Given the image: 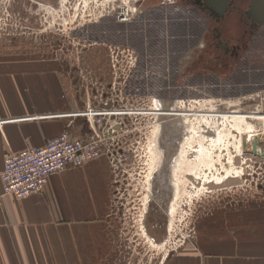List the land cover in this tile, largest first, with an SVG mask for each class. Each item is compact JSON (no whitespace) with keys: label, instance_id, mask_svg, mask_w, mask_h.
<instances>
[{"label":"rangeland","instance_id":"374dc122","mask_svg":"<svg viewBox=\"0 0 264 264\" xmlns=\"http://www.w3.org/2000/svg\"><path fill=\"white\" fill-rule=\"evenodd\" d=\"M158 1L148 11L142 0H0V117L28 120L44 111H67L66 126L81 130L83 123L89 130L84 113L99 111V104L112 99L118 102L112 111L123 114L112 150L96 166L59 172L67 173L62 188L71 191L73 211L69 215L63 199L45 202L54 219L47 228H70L72 238L62 241L64 247L58 238H46L55 241L57 257L50 264H163L184 251L222 252L224 239L239 241V234L247 233L236 228L240 224L258 223L264 232V180H245V159L240 158L241 137L248 138L256 125L236 112L264 89V74L241 70L221 80L191 77L179 96L182 102L173 108L181 105L185 120L179 149L167 166L160 165L154 99L159 104L165 85L175 78L178 56H184L185 64L193 48L203 44L206 24L189 10L175 12L171 20L153 9ZM126 5L131 20L117 22ZM116 45L132 48L140 57L124 85L111 84L129 73L126 66L111 72ZM263 98L259 96V114ZM248 106L257 113L254 102ZM173 131L164 130L162 144L167 145ZM182 147L185 162L176 193L172 169ZM8 197L0 194V206L10 205ZM83 235H88V248ZM96 243L104 261H85L97 255ZM79 248L93 249L70 262L80 258L75 255Z\"/></svg>","mask_w":264,"mask_h":264},{"label":"crops","instance_id":"0c3cea01","mask_svg":"<svg viewBox=\"0 0 264 264\" xmlns=\"http://www.w3.org/2000/svg\"><path fill=\"white\" fill-rule=\"evenodd\" d=\"M62 97L64 98L63 93ZM44 112L32 118L29 117L30 119L28 120L18 117H0V194L4 193L1 174L4 170L5 157L9 154L8 152H20L30 146H43L51 138L67 131L71 138L74 135V137L82 139L86 138L91 132V128L88 130L83 123L79 122L81 130H71V126H66L67 123H65L64 117L71 115L67 111L65 113ZM27 121H31V123L25 126L24 122ZM70 132L73 134L72 136ZM98 161L97 158L92 160V162H88L84 167L74 168L88 171L93 166H96ZM70 169L72 168L69 167L68 170ZM59 175L58 172L50 176L44 195H32L22 199L8 195L10 198L8 197L7 200H9L10 205L7 207L0 206V264L54 263L57 257L54 255L56 254L55 241L49 242L46 238L49 240L58 238L61 244L62 241L71 242L72 234L70 228H64V230L62 227L47 228L54 219L51 218L50 207L46 203L54 205L55 202L63 199L67 201L65 209L69 212V215L73 211L71 209V191L68 188L66 189V186L62 188L67 173L63 176ZM62 190L67 193L62 194ZM21 205L23 206L20 207ZM258 225V223L240 224L236 228L241 232L246 231L247 233H240L239 235H242L243 239L239 241L233 242L231 239H224L222 252L203 253L200 248L198 250L184 251L181 254L169 256L166 262L165 260L163 261V264H264V232H260L263 228ZM82 239H85L83 241L85 242L83 247H85L86 242L89 241L88 235H83ZM69 247L71 249L72 246L69 245ZM99 248V244L96 243L95 250L97 255L94 258H86L85 261H104L103 250H99ZM92 249L89 251L81 248H79L81 251L75 250V255L77 254L80 258L74 259V256L72 260L70 259V262L80 261L82 255L87 256L88 252H92ZM62 254L63 252L59 255L60 262L63 261Z\"/></svg>","mask_w":264,"mask_h":264},{"label":"flooded vegetation","instance_id":"af4514ba","mask_svg":"<svg viewBox=\"0 0 264 264\" xmlns=\"http://www.w3.org/2000/svg\"><path fill=\"white\" fill-rule=\"evenodd\" d=\"M155 1L142 0L141 5L150 6ZM145 9L142 8L143 11H146ZM153 9L165 12V16H169L171 20L177 11L189 10L193 16L206 24V31L202 37L203 44L193 48L192 56L188 57L185 64L183 63L184 56H178L179 67L172 76L175 78L170 79V86L165 85L163 91L165 95L159 97L160 107L171 106L170 108L173 109L180 100L179 96L184 86L194 75L210 76L221 80L231 78L233 74L241 70L264 74V0H159ZM150 10L152 6L148 8V11ZM117 22H119L118 19ZM259 93H264V89H258L256 94L254 93L256 98L259 97ZM257 100L256 103L261 101L259 98ZM156 102H158L157 99ZM249 115L243 113L241 116L247 121L246 116ZM182 127L183 123L179 124L176 118H171L164 123V127H161V130H174V134L169 136L167 145L160 144L159 146L163 151L160 153L161 167L162 163L165 165L166 160L171 161L174 153L177 152L174 150L179 149L181 134L176 133V130H181ZM249 161L250 164L255 165L256 169L251 172L244 171V179L262 180L264 178V158L253 157ZM235 162H237L236 165L240 164L238 158ZM158 176L160 179L166 178L162 174ZM144 229L147 236L157 242L147 233L146 227Z\"/></svg>","mask_w":264,"mask_h":264},{"label":"built area","instance_id":"2783aa9c","mask_svg":"<svg viewBox=\"0 0 264 264\" xmlns=\"http://www.w3.org/2000/svg\"><path fill=\"white\" fill-rule=\"evenodd\" d=\"M126 6L121 11L119 10L117 15L119 22L125 23L131 20L129 6ZM111 51H113L110 59L111 72L114 74L117 68L121 69L124 66L128 67L126 71H129L128 75L126 76L125 74L123 79L111 84L124 85L128 83L131 74L137 68L139 55L132 48L127 47L122 49L118 45H116L114 50L111 48ZM115 53H117L116 58H114ZM259 96L263 98L264 93H259ZM258 98L256 96L255 98L252 97L255 100H250L246 105L249 107L248 105L254 102L256 114L247 109L245 105L240 106L236 110L239 114L250 113L251 116H247V120H250L253 126L256 125L248 138V135L241 137L243 154H241L240 158L246 157L245 163L247 164L244 163L243 165L245 172H251V166L255 167V165L250 164L249 160L251 158H264V110H262V114H259L261 113L259 110H261V107L263 108V101L260 99L261 101L256 103ZM179 101L182 102L181 99ZM154 102L156 110L159 112L160 108L156 106V99H154ZM117 103L113 99L108 100L105 104H99V111L88 109L87 113H84V117H86L91 127V132L86 138L73 139L68 133H62L48 140L43 146H30L20 152L9 153L6 156L4 170L1 174L4 193L18 199L38 194L45 188L51 175L64 171L69 167L84 166L88 162L100 158L104 152H110L117 130H120L123 123V118L121 117L123 114L116 108H114V111L111 109ZM233 106L235 107V105ZM89 108L93 107L89 106ZM181 109L182 106L180 105L179 107L177 105L174 110L168 111V113L182 115L180 113ZM230 115L231 113H229ZM157 119L158 115L156 114L155 120L152 123L154 127L156 126ZM263 180L264 178L261 181Z\"/></svg>","mask_w":264,"mask_h":264},{"label":"bare ground","instance_id":"6f19581e","mask_svg":"<svg viewBox=\"0 0 264 264\" xmlns=\"http://www.w3.org/2000/svg\"><path fill=\"white\" fill-rule=\"evenodd\" d=\"M156 105L159 106L158 102H156ZM155 111H157V110H155ZM160 111H162V109H160ZM163 111H165V110H163ZM74 114L79 115L78 113H74ZM156 114H157V112H156ZM160 114H163V112H161ZM241 115H243V114L242 113L239 114L240 118L243 119V116H241ZM152 151L154 152L153 149H152ZM154 155H156V152H154ZM175 160L176 161H175V163L173 165L172 173H173V181H174V184H175V187H176V193H177L178 186H180V173H181V170H182V166L184 165V162H185V157L183 155V147L179 151V153L176 156ZM176 196H177V194H176ZM175 202H176V200L174 201V203ZM173 209H174V204L172 206V210Z\"/></svg>","mask_w":264,"mask_h":264},{"label":"water","instance_id":"95a60500","mask_svg":"<svg viewBox=\"0 0 264 264\" xmlns=\"http://www.w3.org/2000/svg\"><path fill=\"white\" fill-rule=\"evenodd\" d=\"M171 107V106H170ZM169 106H164L163 108L162 107H160V105H159V108L160 109H162V110H172L171 108H170ZM174 107H175V105H174ZM173 107V108H174ZM183 117L184 116H182V115H176V114H172L171 112H169V113H167V114H161V115H159L158 116V119H157V121H158V124H159V126H160V133H159V137H158V143H159V146H160V144H162V132H164V130H161V127H164V123L166 122V121H168V120H170L171 118H176L178 121H179V124L180 123H183V126H185V124H184V119H183ZM179 127H181V125H179ZM181 130H176V133H178V134H181ZM161 135V136H160ZM210 135V134H209ZM213 135V134H212ZM168 158V157H167ZM169 161L168 160H166L165 161V166H167V163H168ZM224 186V185H223ZM222 186V187H223ZM221 187V186H220ZM220 187H218V188H220Z\"/></svg>","mask_w":264,"mask_h":264}]
</instances>
